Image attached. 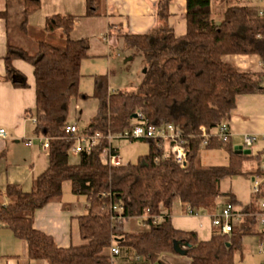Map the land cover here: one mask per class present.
<instances>
[{"label": "trees", "instance_id": "trees-1", "mask_svg": "<svg viewBox=\"0 0 264 264\" xmlns=\"http://www.w3.org/2000/svg\"><path fill=\"white\" fill-rule=\"evenodd\" d=\"M86 1V16L99 15L100 0ZM170 2L158 3V28L146 35H123L125 48L134 51L133 56L142 57L145 64L139 87L132 92H110L107 76H96L93 97L99 103L98 111L82 132L118 134L130 129L133 115L142 112L149 125L172 124L182 129L190 147L186 167L178 165L172 155L163 159L164 149L158 140H145L149 152L135 164L116 168L103 165L100 154L107 147L105 140L91 153L80 154L77 164H71L70 150L75 139L65 131L71 125L72 103L81 97V66L90 57L88 42L72 38V17L54 16L47 21L43 29L46 36L37 41L34 54L8 43L4 58L6 80L25 88L26 78L13 62L19 59L33 66L36 106L26 111V116L35 120L34 134L50 140L49 167L35 179L32 191L24 192L16 185L0 191V223L15 238L26 242L31 260L113 264L116 257L102 253L116 245L130 248L147 263L167 264L161 257L175 254L174 244L178 242L191 264H236L235 252L241 250L244 236L252 234L257 224L259 210L253 205L244 210L246 217L241 224L233 225L231 233L216 230L205 242L199 241L194 232L175 229L168 214L177 201L195 214L212 213L218 199L228 196L220 191L221 181L248 174L244 170L246 162L259 163V155L234 151L231 138L221 139L218 130L230 123L239 96L264 94V73H243L223 60L229 55H255L264 62V36L258 38L264 34V17L260 16V7L241 4L239 0L231 1L221 13H213L212 0H186L187 32L176 37L167 23ZM22 6L20 29L26 31L28 19L40 9V0H23ZM217 17L221 18L219 22ZM0 19L9 26L8 11L0 12ZM58 31L64 40L61 46L46 40ZM203 129L209 136L205 146ZM212 150L225 152L228 165L201 166V153ZM260 174L264 175L262 171ZM65 182H70L74 195L84 196L87 202L85 215L78 219L81 239L87 244L68 249L59 248L52 237L34 228L35 213L62 198ZM226 202L235 204L232 197H227ZM115 205L122 206L126 220L146 216L143 223L150 230L126 233L123 224L115 219ZM161 209L167 211L163 216ZM160 216L162 221L157 222Z\"/></svg>", "mask_w": 264, "mask_h": 264}, {"label": "crops", "instance_id": "crops-1", "mask_svg": "<svg viewBox=\"0 0 264 264\" xmlns=\"http://www.w3.org/2000/svg\"><path fill=\"white\" fill-rule=\"evenodd\" d=\"M22 1L0 0V12L8 11L10 14L9 26L5 20L0 19V128L7 131V137L0 138V191L2 192L12 185L18 186L24 192L32 191L35 179L49 167V153L38 143L39 136L34 134L35 120L26 116V111L33 110L36 106L34 68L23 60H15L13 66L26 78L27 86L17 88L7 81L4 58L8 43L20 46L30 54H34L37 50V41L46 36L43 29L51 17H72L74 19L72 38L88 42L89 56L107 55L124 43L123 35H146L161 24L157 14L160 0H100L99 15L92 17L86 16V0H40V9L30 16L27 30L22 31L20 29L24 11ZM231 1L238 2V0H212L213 6L217 3V7L223 2L226 4ZM239 2L246 5L252 4L251 0H239ZM225 9L219 7L217 13ZM169 14L167 23L174 35L184 36L187 32L186 0H171ZM220 20V17L216 18L217 22ZM56 35H58L59 45L64 44L61 33ZM223 60L243 73L262 72V61L255 55H229ZM229 125L234 151H247L251 148L252 156L259 155V163L246 162L244 170L248 174L225 178L220 183V191L227 194L228 198L232 197L235 200L234 205L240 211L244 212L252 205L254 209L259 210L261 197L253 192V179L261 176L260 172L264 163L263 160L261 162V153L264 154V94L239 96ZM245 135L257 137L251 147L244 146ZM29 141H32V146H28ZM217 151L219 150H212L210 153ZM221 152L226 158L225 163L219 166H226L228 165L227 154ZM259 170L260 172L257 173L256 171ZM65 184L71 189L70 182H65L64 186ZM227 197L218 199L212 213L201 212L190 215L189 207L179 202V206H173L168 216L175 229L194 232L199 241H209L217 230L212 225V216L225 206ZM4 203L8 204L9 200L5 198ZM86 211L87 206L78 200L66 201L61 198L48 203L35 213L34 228L52 237L59 248L83 246L87 242L81 239L78 219L85 215ZM144 219L142 217L126 220L123 224L125 232H148L150 226L143 223ZM161 221L162 217H159L158 222ZM234 224L241 223L235 221ZM262 230L256 224L252 234L244 236L243 247L240 250L242 254L246 248H248V254L256 251L250 249L253 245H249L248 237L255 236L257 238L255 242L262 243L264 240ZM119 249L120 254L113 259V264H150L137 257L130 248L119 247ZM102 255L110 256V248L104 249ZM161 260L167 264H191L187 255L182 256L177 253L164 254ZM0 264L49 263L45 260H31L26 242L15 238L11 230L0 223Z\"/></svg>", "mask_w": 264, "mask_h": 264}, {"label": "rangeland", "instance_id": "rangeland-1", "mask_svg": "<svg viewBox=\"0 0 264 264\" xmlns=\"http://www.w3.org/2000/svg\"><path fill=\"white\" fill-rule=\"evenodd\" d=\"M251 2L252 5L257 7H264V0H251ZM228 4L230 3L225 4L223 2L217 7L216 3L215 6H213V13L217 12L219 7L225 9ZM59 33L60 32H56L48 35L46 40L59 45L57 41L58 35H56ZM30 52L32 51L30 50ZM133 54L134 51L126 49L124 43H122L118 48H115L107 55H93L82 62V77L79 84L81 97L72 103L69 113L70 124H75L80 131H83L89 125L90 120L97 115L99 103L93 97L95 88L94 80L96 76H107L108 89L110 92H132L139 87L143 80L145 64L142 57L133 56ZM114 145L119 148V155L122 158V163L124 165L135 164L140 156L147 155L149 152V144L145 140H120L115 142ZM165 149L169 150V147L166 146ZM210 152L211 151H206L205 153L204 151L201 153L199 159V164L201 166H219L225 163L226 156H224L225 154H222L221 150L214 153ZM246 154L247 156H252L251 148L246 151ZM262 160L264 161V154L261 153V162ZM69 161L71 164H77L79 162V156L70 153ZM251 162L254 163L253 161H249L248 163L251 164ZM62 199L66 201L78 200L81 204L87 206L86 198L84 196L74 195L71 192L70 186H67V184H65V186L63 185ZM174 206L178 207L179 201H177ZM257 227L263 229V224L260 221H257ZM248 239L250 243L249 245H253L250 249L256 251L249 254L248 248L245 249L244 254H242L241 251H236L234 262L236 264H263L264 260L262 259H264V250L262 251L260 248L261 243L257 244L255 242L257 240L255 236H249Z\"/></svg>", "mask_w": 264, "mask_h": 264}, {"label": "built area", "instance_id": "built-area-1", "mask_svg": "<svg viewBox=\"0 0 264 264\" xmlns=\"http://www.w3.org/2000/svg\"><path fill=\"white\" fill-rule=\"evenodd\" d=\"M260 16L264 17V7L260 10ZM264 34L258 35V38L263 37ZM261 71L264 73V62L261 63ZM137 119L130 129L120 132L118 134L108 133L104 135L96 132L94 134H85L79 130L75 124H71L66 128V134L70 135L75 139V144L72 146L70 153L79 156L82 153H91V151L99 145L102 140L107 141V147L104 148L100 154V161L105 166L110 167H121L122 158L119 155V148L115 147L114 143L120 140H155L159 141V147L164 149L163 159L168 158L170 155L173 156L175 162L181 167H186L188 164V156L190 147L187 141L184 139L183 131L180 127L172 124L166 126H154L149 125L145 115L142 112H138ZM219 137L223 140L230 139L232 137L230 131V125L224 123L218 130ZM7 137V131L4 128H0V138L5 139ZM257 140L254 135H245L244 146L251 147ZM41 147L49 153L50 151V140L46 137L39 136L37 139ZM209 136L203 129V142L202 146L208 144ZM161 142V143H160ZM32 141L28 142V146H32ZM168 146L169 150L165 147ZM262 171H264V163L262 165ZM253 192L255 195L261 197L259 204V212L256 214V220L263 224L264 230V176L256 177L253 179ZM105 196V194H104ZM113 211H117L118 215L116 220L119 223L124 224L126 219L122 216L123 208L121 205L112 206ZM167 212L161 209L160 215H165ZM189 214L194 215L195 213L189 208ZM160 216V217H162ZM245 213L236 208V205L232 203H226L225 206L214 216H212V225L221 234H229L232 232L235 221H241L245 217ZM143 218H146L144 216ZM158 218L156 221L158 222ZM260 248L264 250V243L260 244ZM120 254V249L117 246L110 247V256L112 258L117 257ZM264 264V263H263Z\"/></svg>", "mask_w": 264, "mask_h": 264}, {"label": "water", "instance_id": "water-1", "mask_svg": "<svg viewBox=\"0 0 264 264\" xmlns=\"http://www.w3.org/2000/svg\"><path fill=\"white\" fill-rule=\"evenodd\" d=\"M132 119H137V114H134L133 117H132ZM237 153H243V154H246V151L239 150ZM174 247H175V251H176L177 254L182 255V256L186 255V251L183 250V249L180 247V243L176 242V243L174 244Z\"/></svg>", "mask_w": 264, "mask_h": 264}]
</instances>
